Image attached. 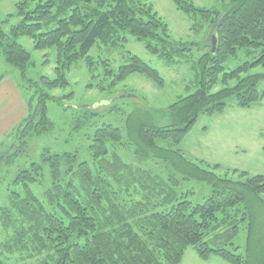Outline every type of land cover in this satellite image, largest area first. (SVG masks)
Here are the masks:
<instances>
[{"label":"trees","instance_id":"trees-1","mask_svg":"<svg viewBox=\"0 0 264 264\" xmlns=\"http://www.w3.org/2000/svg\"><path fill=\"white\" fill-rule=\"evenodd\" d=\"M30 1H36L32 8ZM170 1L195 25L207 22L216 38L213 52L208 39V49L191 62L194 91L163 110H152L141 101L126 116L123 141L136 164L115 149L123 138L120 129L103 124L92 135L90 163L77 162L75 152L43 151L51 179L43 199L30 187L42 180V165L31 163L20 170L12 181L18 188L7 187L6 202L0 204L5 234L0 264H7L6 255L15 253L43 255L39 264H179L188 247L202 260L216 256L228 264H264V176L229 168L220 175V164L194 162L173 147L200 114L223 112L227 98L233 96L242 108L262 98L256 87L264 75L240 73L264 66V0H230L223 11L197 7L190 0ZM16 15L20 19L9 33L0 26V50L36 95L34 105L32 97L27 99L25 115L9 135L14 148L0 150V166L23 152L28 138L52 127L47 102L60 103L71 93L53 97L49 91L68 85L66 72L80 59L93 64L88 52L95 44L115 48L129 34L168 65L190 59L188 45L170 36L165 21L145 0H21ZM19 36L31 38L37 50H54L53 79L26 78L30 54L16 41ZM238 50L254 60L224 71V63ZM131 74H141L159 88L165 84L154 67L131 54L119 65L112 84ZM229 81L234 84L229 86ZM218 82L225 86L211 91ZM162 141L167 145H160ZM152 159L163 160L184 179L206 182L211 194L191 204L185 194H178L180 182L174 174L163 176L138 164ZM241 230L243 252L236 242Z\"/></svg>","mask_w":264,"mask_h":264},{"label":"rangeland","instance_id":"rangeland-1","mask_svg":"<svg viewBox=\"0 0 264 264\" xmlns=\"http://www.w3.org/2000/svg\"><path fill=\"white\" fill-rule=\"evenodd\" d=\"M19 1L21 0H0V26L5 33H9L11 27L20 19L16 15V3ZM145 1L152 5L165 21L170 36L188 45L190 59L168 65L148 52L142 41L129 34H126V41L115 48L95 44L88 52L93 64L88 66L83 58L80 59L66 72L68 85L49 91L53 97H63L71 93V96L62 99L60 103L52 100L47 102V116L52 122V127L28 138L25 150L14 156L10 164L0 166V204L6 202L3 194L7 187L18 188L12 183L17 173L20 170L29 169L31 163L42 165V180L31 184L30 187L39 199H43V192L51 184L48 166L42 162V153L45 149L56 153L75 152L77 162L90 163L91 155L88 147L95 128L103 124H111L120 129L123 138L115 149L128 163L136 164L131 148L123 141L126 116L140 105L141 101L152 110H163L178 97L194 91L191 62L208 49L207 42L211 39L213 30L210 26L207 29V22L200 21L201 25H195V21L189 15L177 10L170 0ZM190 1L197 7L223 11L224 5L230 0ZM35 3L36 1H30L29 8H32ZM9 15L12 17L5 22ZM16 41L30 54L31 64L24 71L27 79L38 81L42 76L48 79L55 77L57 63L53 49L37 50L34 48L33 40L27 36H19ZM128 54L135 55L154 67L164 79V86L157 87L141 74H131L126 79L112 84L114 74L119 65L127 61ZM253 60V57L246 55L243 50H238L235 57L229 58L224 63V71L227 72ZM252 74L264 75V66H251L241 72L240 77ZM0 80V95L4 94L6 98L12 96V90L4 85L11 81L25 102L32 97V105L35 104L36 94L32 96L35 88L22 78L18 67L6 63L1 50ZM227 84L232 86L234 81H229ZM223 86H225L223 83L218 82L211 91H216ZM256 88L262 93L260 100L252 103L250 107L242 108L236 105L233 96L227 98L223 112L212 115L200 114L184 139L173 147L194 162L220 164L222 168L216 171L220 175L229 168L246 171L249 175L264 176V77L258 81ZM8 103L10 102L3 101L0 105ZM155 121L161 123L158 119ZM16 124V122L8 121L0 125L1 151L7 145V150L14 148L13 135H9ZM167 143L168 141H162L159 144L165 146ZM107 144L110 145V143ZM138 164L151 168L163 176L174 174L180 182L176 188L178 194H185V199L191 204L202 203L211 194V187L206 182L194 178L184 179L163 160L152 159ZM262 233L264 234V229ZM4 236L0 226V241ZM244 237V231L241 230L236 239L241 252H243ZM42 256L15 253L6 255V262L7 264H39ZM179 264L228 263L216 256L202 260L192 247H188Z\"/></svg>","mask_w":264,"mask_h":264},{"label":"crops","instance_id":"crops-1","mask_svg":"<svg viewBox=\"0 0 264 264\" xmlns=\"http://www.w3.org/2000/svg\"><path fill=\"white\" fill-rule=\"evenodd\" d=\"M4 85L12 90V96L10 98H6L4 94L0 95V103H2L3 101L10 102L3 106L0 105V125L5 124L8 121L17 123L19 119L24 116L26 110L25 101L20 93L16 90L15 84L11 81H8Z\"/></svg>","mask_w":264,"mask_h":264},{"label":"water","instance_id":"water-1","mask_svg":"<svg viewBox=\"0 0 264 264\" xmlns=\"http://www.w3.org/2000/svg\"><path fill=\"white\" fill-rule=\"evenodd\" d=\"M210 43H211V51L213 52L216 44V38L214 35L211 36Z\"/></svg>","mask_w":264,"mask_h":264}]
</instances>
